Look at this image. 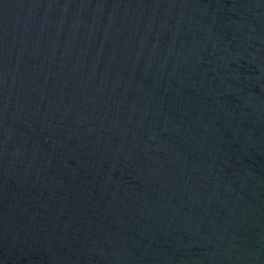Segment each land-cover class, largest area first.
<instances>
[{
    "label": "water",
    "instance_id": "water-1",
    "mask_svg": "<svg viewBox=\"0 0 264 264\" xmlns=\"http://www.w3.org/2000/svg\"><path fill=\"white\" fill-rule=\"evenodd\" d=\"M0 264H264V0H0Z\"/></svg>",
    "mask_w": 264,
    "mask_h": 264
}]
</instances>
